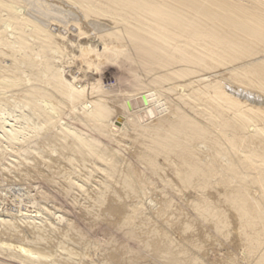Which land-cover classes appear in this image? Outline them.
Wrapping results in <instances>:
<instances>
[{
    "label": "bare ground",
    "instance_id": "1",
    "mask_svg": "<svg viewBox=\"0 0 264 264\" xmlns=\"http://www.w3.org/2000/svg\"><path fill=\"white\" fill-rule=\"evenodd\" d=\"M0 59V105L24 102L38 122L1 109L0 137L45 129L65 197L92 202L73 208L122 216L110 259L207 264L194 230L227 240L233 224L243 252L226 264H264V0H0ZM2 213L0 264L74 262L49 244L57 213Z\"/></svg>",
    "mask_w": 264,
    "mask_h": 264
},
{
    "label": "rangeland",
    "instance_id": "2",
    "mask_svg": "<svg viewBox=\"0 0 264 264\" xmlns=\"http://www.w3.org/2000/svg\"><path fill=\"white\" fill-rule=\"evenodd\" d=\"M0 62H2L1 59H0ZM78 71H79V69L76 66L75 67V74L76 75H79ZM103 73L104 74L107 73L109 75L110 74L116 75V73H114V69L110 68V67H108L106 70H104ZM1 79L2 78H0V80ZM111 79H113V77ZM104 82H106V81H104ZM119 88H120V91L122 90V92L123 91H125V92L128 91L129 93L131 92L129 90H126L128 88L124 87L123 85ZM3 102H5V101H2L1 105H0V110L2 109L3 113H12L14 111L16 114H18V112L20 114L22 112V113H24V115H28V116H26V118H28V119L31 118V121L30 120L29 121L32 123V125L33 124L36 125L38 123L36 118H33L32 115L30 116V112L25 107L26 104L24 102L19 101L21 104L18 102V100H16L17 104H16V102H10V103L5 102L6 105L2 107ZM1 116H3V114ZM73 116L74 115H72V117ZM72 117L70 119L74 120L73 118H75V117H73V118ZM24 121L26 122L27 119L23 120V122H22L23 124H24ZM43 132H44V135H46L45 129H43ZM43 132L41 131L39 133L40 134L39 137L38 138L35 137V140H33V138L36 135V133H30L29 134L30 137H28V135H27V138L23 139V140H24V143L26 142L25 144H28L27 145L28 147L30 145H31L30 147H32V146H39L40 147L41 144L39 145L38 143L43 142L42 147H40V148L46 154V158H48V159H49V157H51L50 159L53 158V161L49 159L52 162V163H49L50 164L49 166H52V168L47 167L48 166V165H46L47 163H45L42 159H40V158L36 159L35 153L33 154L32 149L30 147L29 148L27 147V149H25L26 145L22 144L23 140H22V142L15 143L16 145L13 144L14 145L13 146V145L7 143V140L5 138L0 137V138H2V140L0 139V149L2 150V151L0 150L2 152V153L0 152V212L1 213L3 212L2 214L4 216V217L2 216V218H5V216H8V214H9V216L11 214H15V213L18 215L19 212H27L28 213V211H29V213L37 214L36 212H38V208L44 207L51 213H53V212L57 213L58 215L56 214V216H59L60 219H62V222H64V223L60 222L61 223L60 225L64 224L63 226H60L58 223L55 231H53V230L47 231V233H49L48 234L49 237L47 234L46 235H47L48 241L50 240L49 241L50 246L53 245L52 247L54 248V246L57 245V246H55L56 248L53 249L54 251L59 249L58 246H61L60 247L61 249L57 250L58 251L57 254L62 255L61 253L63 252L64 253L63 255L67 256V253L71 252L72 256L74 257V262L70 263V264H75V262L76 263L82 262V264H112V263L113 264H121L119 262V259H121L120 257H117L118 260H114V259H110V255L112 253H113V255L118 254L119 251H118L117 247H120V245L122 243L121 240L123 241V239H121L122 233L118 230V226L120 225V223L122 221V216H120V217L119 216H113L114 218L109 217V216H107V214L103 213L102 211L99 212V210L96 211L97 214H95L94 216L90 215L91 217L89 215L80 214V213H82L81 210H79L81 208V206L82 207L86 206V205L89 206L92 202H90L89 200H86L83 196H80L81 193L79 191H76V190L74 191L73 196L71 195L70 197H65L63 192H64V189L67 188L66 181L68 182L69 181L68 178L70 177V175H69L70 172L67 171L68 164H66L64 161L59 159L60 158L59 152H56V150H55V152H54L55 155L53 152H51L53 149V144H51L48 140H46L45 139L46 137L44 135L41 136V134H43ZM46 132H48V131H46ZM115 134L118 135V132H115ZM40 136L42 138H40ZM43 137H45V138H43ZM3 139H5V141ZM27 139L31 143L30 142L28 143ZM39 139H41V140H39ZM31 140H33V142ZM45 140H46V142H45ZM32 143H33V145H32ZM47 143H48V146H47ZM50 144L52 145V149L51 148L49 149V146L51 147ZM44 147L45 148L48 147L49 150L46 149V151H45ZM47 151H49V153L51 152L49 155H53L54 157L49 156ZM127 151H129V149ZM56 153H58V154H56ZM25 157L28 159L26 160ZM55 157H57V158H55ZM24 160H26V161H24ZM14 161H16V162H14ZM21 161H23V162H21ZM36 161L39 163H37ZM10 162H13V163H11L12 167L10 166ZM27 162H29V163L26 164ZM55 162L57 163V165H55L56 164ZM58 162H59V164H58ZM15 163L16 164L18 163V164L16 165ZM29 164L30 165L32 164L31 166H34V165L35 166L31 167ZM36 166L40 167L42 170ZM33 168H35V169H33ZM60 168H61V170H60ZM65 168H66V171H65ZM10 169H12V170H10ZM38 171H39V173H38ZM61 171H64L65 173L61 172ZM63 173H64V175L66 174L65 175L66 177L68 174L69 177L66 178L64 176L66 179L64 177H61L62 176L61 174H63ZM83 173L84 172L81 171L80 174L82 175ZM43 175L44 176L47 175V177L45 176L46 177L45 178ZM48 178L53 182V184L51 183V185H49L50 183L47 182ZM94 178H96V176ZM96 180H98V179L96 178L94 181H96ZM55 181H57V182H55ZM113 181H114V179H112V182ZM153 181L157 182L156 179ZM45 182H46V184H45ZM65 183H66V185H64ZM116 185L117 184L115 183L114 186H116ZM156 186H158V184ZM76 192H78V193H76ZM151 193L152 194L148 193V196L151 199L154 198L152 200H157L160 198V196H157V194L155 192L152 191ZM155 195L157 198L155 197ZM73 201H74V203L76 202L75 204L78 205L79 209H77L78 207L73 208V207H75V206H72V205H74ZM130 201L132 202L134 200L131 199L127 202H130ZM56 202H58V203H56ZM66 210H68V211H66ZM69 213H71L72 215ZM66 214L68 216H66ZM43 215H45V214H43ZM48 217H50V216H48ZM64 218H66V219H64ZM51 220H54V219L51 218ZM69 221L73 223L74 229L69 230V231L68 230L63 231L64 228L65 229L67 228L65 226H67ZM1 227L4 230V233H3V230L1 229ZM201 227H202V229H200L198 227L194 230L195 232H194V234L191 235L192 237H191L190 241L192 242V245L195 246L194 249H197L199 251H200V248L203 249V253H205L203 255H205V260H206L207 264H226L227 261H230L231 259H234L237 256H241V254L243 252V248H242V245L237 243V241H236L237 232H236V229H235L233 224L229 225V229H228L229 233L227 236V240H225L223 238L216 237V234L214 233V229L211 228V226L202 225ZM4 228H5V226H0V236H2V239H6L8 237V234L5 233L6 230ZM52 231H53V233H52ZM67 231L69 234L67 233ZM54 232H56V233H54ZM65 232H66V234H65ZM72 235H73V237L71 238ZM61 236L64 237L65 240L62 239ZM17 238H18V240L21 239V237H19V236L13 237L14 240H16ZM55 239H58L59 241L55 240ZM70 239H72V240H70ZM51 240L52 241L54 240L53 241L54 244L52 243ZM111 240L113 241V243L115 241L116 242L113 244ZM117 240L118 241L120 240V242H118ZM55 241H56V243L57 242L58 243L56 244ZM70 242L72 243V245ZM60 243H62V244L58 245ZM64 245L67 248H64L63 247ZM94 245H95V247L93 249H91ZM63 248H64L65 252H67V253L64 252ZM68 249H72V251L71 250L69 251ZM87 249H88V251H87ZM94 249H96V250L94 251ZM59 251H61V253ZM116 251H118V252H116ZM63 255L61 257L65 258L66 256H63ZM76 258H77V260H76ZM81 258L84 260L81 261ZM103 258H104V260H103ZM89 259H90V261H89ZM84 261H86V262H84ZM112 261H114V262H112ZM115 262H117V263H115Z\"/></svg>",
    "mask_w": 264,
    "mask_h": 264
},
{
    "label": "water",
    "instance_id": "3",
    "mask_svg": "<svg viewBox=\"0 0 264 264\" xmlns=\"http://www.w3.org/2000/svg\"><path fill=\"white\" fill-rule=\"evenodd\" d=\"M143 100H144V102H146V99L145 98H143ZM128 106H129V108H130V105L128 104Z\"/></svg>",
    "mask_w": 264,
    "mask_h": 264
}]
</instances>
